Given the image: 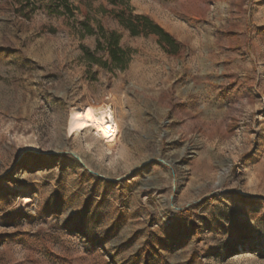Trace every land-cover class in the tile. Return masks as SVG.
<instances>
[{"label":"rangeland","instance_id":"1","mask_svg":"<svg viewBox=\"0 0 264 264\" xmlns=\"http://www.w3.org/2000/svg\"><path fill=\"white\" fill-rule=\"evenodd\" d=\"M0 264H264V0H0Z\"/></svg>","mask_w":264,"mask_h":264},{"label":"bare ground","instance_id":"2","mask_svg":"<svg viewBox=\"0 0 264 264\" xmlns=\"http://www.w3.org/2000/svg\"><path fill=\"white\" fill-rule=\"evenodd\" d=\"M87 131L101 136L109 147H114L118 143L120 127L115 120L112 107L101 105L75 109L68 124V133L72 135Z\"/></svg>","mask_w":264,"mask_h":264},{"label":"trees","instance_id":"3","mask_svg":"<svg viewBox=\"0 0 264 264\" xmlns=\"http://www.w3.org/2000/svg\"><path fill=\"white\" fill-rule=\"evenodd\" d=\"M116 17L120 20L122 26L130 31L132 35L154 36L160 45L170 47L171 53L177 54L179 52L180 46L177 41L149 17L143 15L135 16L132 12L126 16L124 11L118 12Z\"/></svg>","mask_w":264,"mask_h":264}]
</instances>
